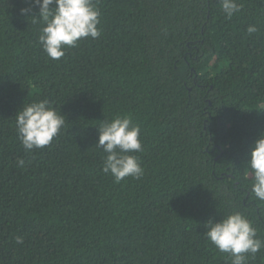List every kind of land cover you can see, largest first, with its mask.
<instances>
[{"label": "trees", "instance_id": "trees-1", "mask_svg": "<svg viewBox=\"0 0 264 264\" xmlns=\"http://www.w3.org/2000/svg\"><path fill=\"white\" fill-rule=\"evenodd\" d=\"M93 3L100 36L52 60L39 8L0 0V264H231L204 233L239 211L264 239L247 163L264 132V0L231 18L220 0ZM44 99L65 124L26 150L15 115ZM117 116L140 128L144 170L119 183L96 146Z\"/></svg>", "mask_w": 264, "mask_h": 264}, {"label": "clouds", "instance_id": "clouds-1", "mask_svg": "<svg viewBox=\"0 0 264 264\" xmlns=\"http://www.w3.org/2000/svg\"><path fill=\"white\" fill-rule=\"evenodd\" d=\"M39 8V16L32 17L33 22L41 24L39 42L43 51L52 60H60L67 48L77 47L84 38L93 39L100 36V11L93 0H29ZM221 10L231 18L240 12L237 0H220ZM31 7L22 8L27 15ZM246 31L251 34L257 31L249 25ZM16 131L26 150L41 149L49 146L60 133L65 124V116L57 112L44 99L23 105L15 115ZM141 130L132 124L128 116H117L110 122H104L98 128L97 145L106 157L103 171L111 173L115 182L126 177L139 179L144 170L139 158L132 153L142 151ZM23 166L24 160L17 161ZM252 170L253 183L251 191L259 201H264V132L255 139L250 159L247 161ZM204 233L207 239L223 253H228L231 264H247L248 255L255 256L264 249V239L258 238L252 222L241 212L235 211L219 222L209 220ZM22 243V238H17Z\"/></svg>", "mask_w": 264, "mask_h": 264}]
</instances>
